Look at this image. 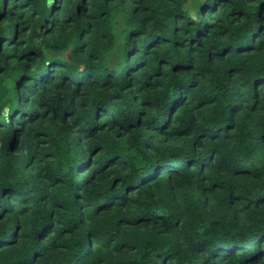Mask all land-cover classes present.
<instances>
[{
    "label": "clouds",
    "instance_id": "obj_1",
    "mask_svg": "<svg viewBox=\"0 0 264 264\" xmlns=\"http://www.w3.org/2000/svg\"><path fill=\"white\" fill-rule=\"evenodd\" d=\"M0 264H264V0H0Z\"/></svg>",
    "mask_w": 264,
    "mask_h": 264
}]
</instances>
